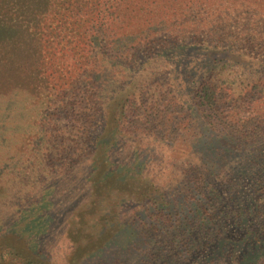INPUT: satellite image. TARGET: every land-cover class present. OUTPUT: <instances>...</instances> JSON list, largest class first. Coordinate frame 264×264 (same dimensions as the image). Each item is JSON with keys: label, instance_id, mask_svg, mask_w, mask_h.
Returning a JSON list of instances; mask_svg holds the SVG:
<instances>
[{"label": "trees", "instance_id": "obj_1", "mask_svg": "<svg viewBox=\"0 0 264 264\" xmlns=\"http://www.w3.org/2000/svg\"><path fill=\"white\" fill-rule=\"evenodd\" d=\"M20 125L0 264H51L57 237L85 264L121 235L146 264H264V0H0V142Z\"/></svg>", "mask_w": 264, "mask_h": 264}, {"label": "rangeland", "instance_id": "obj_2", "mask_svg": "<svg viewBox=\"0 0 264 264\" xmlns=\"http://www.w3.org/2000/svg\"><path fill=\"white\" fill-rule=\"evenodd\" d=\"M18 128H20V131L11 130L12 133H8V134L7 132L4 131L7 135L5 137V140L3 142H0V145H8L12 143V139L16 140L19 134H21L19 140L20 143L24 144L25 142V145L29 143V141L31 140L29 136L30 127L27 128V126L20 125L18 126ZM1 139L2 137H0V141ZM206 139L204 141H200L201 145L199 146L198 151L202 153V156L204 157V159L207 161L208 164L209 163L215 164L214 159L219 158L218 154L220 150H218V152L215 154L217 146H213L212 144H209L206 141ZM167 159L169 162H176L178 160V158L175 157L174 153L172 157L170 155H167ZM162 175L164 176V174ZM249 185L250 183H248V188H250ZM182 194L178 193L177 195L172 197L173 203L172 206L169 208L173 219L178 220L179 224H181L183 220L186 219L187 217H191L193 215L196 216L197 213L195 209H192L191 205H189L188 203L186 204L185 200L182 201L184 196ZM189 209L192 210L189 211ZM117 238L118 239H116L112 243V245L110 244V246L105 248V252H103L101 255H95L93 257L87 258L85 264H143V263L146 264L147 263L144 262L145 257H139L137 255V250H136L137 247L140 248V246H143L145 244L144 238L133 239L134 240L133 242H131L127 238L125 239V236L122 237V235ZM72 245L74 244L64 237L52 238V240L48 242L49 251H46L47 260H49L51 264H65L66 258L70 253V249ZM194 258H192L188 263L196 264L198 260L195 255ZM201 259H203V255L201 256Z\"/></svg>", "mask_w": 264, "mask_h": 264}]
</instances>
